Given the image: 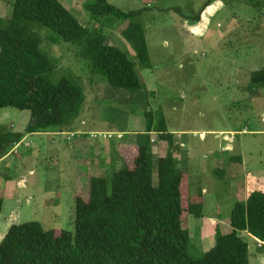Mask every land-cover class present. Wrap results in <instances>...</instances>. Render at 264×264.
<instances>
[{
	"label": "rangeland",
	"instance_id": "rangeland-1",
	"mask_svg": "<svg viewBox=\"0 0 264 264\" xmlns=\"http://www.w3.org/2000/svg\"><path fill=\"white\" fill-rule=\"evenodd\" d=\"M57 1L81 25H91L82 0ZM107 1L123 12L143 9V68L120 37V22L99 19L91 26L105 34L106 44L137 60L142 92L112 89L105 78L92 85L89 69L73 47L42 41L45 53L57 62V77L69 75L85 94L79 132H108L110 138L82 135L66 143L49 134L17 144L0 164V241L10 226L27 222L73 234L75 197L88 196L83 171L102 176L111 160L119 161L115 146L96 143L113 145L119 136L135 145L144 132V114L157 112L171 133H182L180 142L190 152L191 173L180 168L188 174L184 195L201 201L204 217L187 216L184 210L181 220L190 235L188 254L197 257L214 244L216 231H229L235 202L250 190L264 192V88L248 89L249 74L264 67V0H210L205 7L207 0ZM12 2L0 0V19L10 16ZM131 95H137L133 103ZM29 116L28 111L0 109V129L20 130ZM75 143L83 145L76 160ZM153 145L154 157L165 153V144ZM239 236L247 245L248 264H264V247L245 232Z\"/></svg>",
	"mask_w": 264,
	"mask_h": 264
},
{
	"label": "trees",
	"instance_id": "trees-1",
	"mask_svg": "<svg viewBox=\"0 0 264 264\" xmlns=\"http://www.w3.org/2000/svg\"><path fill=\"white\" fill-rule=\"evenodd\" d=\"M10 6V16L0 19V109L28 111L30 116L23 132L0 129V160L29 134L53 133L66 142L78 138L67 140L64 134L79 131L85 94L69 75L57 77V62L43 50V40L73 47L86 63L92 85L105 78L112 89L141 91L136 62L142 67L146 60L139 38L143 9L123 12L107 0L83 1L88 26L57 0H13ZM99 19L120 22L118 33L136 62L91 27ZM253 88H264V67L249 74L248 89ZM143 117L144 132L135 145L116 144L119 161L111 160L107 174L83 171L88 196L75 197L74 233L44 230L37 222L12 225L0 241V264H248L247 245L239 233L264 247V192L250 190L235 202L229 231H216L214 244L191 257L181 216L185 210L201 219L202 203L184 195L188 184L179 167V143L164 116L147 112ZM152 133L156 146L165 144V153L155 157Z\"/></svg>",
	"mask_w": 264,
	"mask_h": 264
},
{
	"label": "crops",
	"instance_id": "crops-1",
	"mask_svg": "<svg viewBox=\"0 0 264 264\" xmlns=\"http://www.w3.org/2000/svg\"><path fill=\"white\" fill-rule=\"evenodd\" d=\"M83 2V0L81 1V3ZM138 70V69H137ZM142 92V91H141ZM133 95V94H132ZM131 95V96H132ZM137 95H135L134 97L132 96V98L131 99H129L130 100V102H132L133 103V98L135 99V97H136ZM24 121V123H23V127H21L22 129H20V130H15V131H18V132H23V130L25 129V127H26V125H27V123H28V121L29 120H27L26 118L23 120ZM166 121V120H165ZM26 122V123H25ZM25 125V126H24ZM89 132H91V131H89ZM106 133H108V132H106ZM128 133H130L131 135L132 134H137L136 132H128ZM143 133V132H142ZM49 134H52V135H54L53 137H55L56 135L55 134H53V133H46V134H33V135H26L23 139H22V141L20 142V144H23V142L27 139V138H29V137H39V136H42V135H49ZM121 134H123V132L121 133ZM138 134H141V133H138ZM154 133H152L150 136L152 137V135H153ZM173 134V136H175V139L178 141V143H179V149H178V154L179 155H181L180 156V161H179V167L180 168H182V167H184V169H186V170H189V173H191V170H192V168H191V165H192V163H191V159H190V152H188L187 150H186V146L183 144V140L180 142V140H181V138L179 137V135H181L182 133H172ZM59 137H61V136H59ZM62 139H63V141L64 142H66L65 140H64V138L62 137ZM122 139V138H121ZM118 140V139H117ZM120 140V139H119ZM54 142V139H52V143ZM71 142V141H70ZM70 142H66V143H70ZM120 142H124L123 140H120V141H117V143H120ZM116 142L115 143H113V145L112 144H103V143H96V144H98V145H101V146H107V147H113V146H115L116 147V144H117ZM131 144V143H130ZM67 145H69V144H67ZM98 145H96V146H98ZM112 145V146H111ZM81 146H83L82 144H77V143H75V144H73V147H72V153H73V156H74V158H75V160L78 158V156L80 157V154H79V152L81 151ZM85 147V146H84ZM92 147H95V143L93 144V145H90V147H89V150H90V154L92 155V151L94 152L95 150L94 149H92ZM181 148V149H180ZM215 155H218V153L216 152V154ZM7 159V156L6 157H4L3 159H1L0 160V164L4 161V160H6ZM239 160H240V158H239ZM183 169V170H184ZM186 170H184L185 171V173H186V175H188L187 174V172H186ZM215 170L217 171L218 170V168H216V169H214V172H215ZM245 199V198H244ZM204 217V215H203V208H202V217H201V219Z\"/></svg>",
	"mask_w": 264,
	"mask_h": 264
},
{
	"label": "built area",
	"instance_id": "built-area-1",
	"mask_svg": "<svg viewBox=\"0 0 264 264\" xmlns=\"http://www.w3.org/2000/svg\"><path fill=\"white\" fill-rule=\"evenodd\" d=\"M87 136V138L92 139V140H98V138H101V140H106L110 138V135L108 133H103V132H84V133H80L79 131L75 132V133H66L64 134V136H66L67 140H71L74 137H79V136ZM109 137V138H107ZM117 138L119 139L120 137L117 136ZM152 142V141H151Z\"/></svg>",
	"mask_w": 264,
	"mask_h": 264
}]
</instances>
